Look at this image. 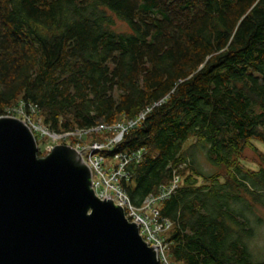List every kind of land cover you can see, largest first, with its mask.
Returning a JSON list of instances; mask_svg holds the SVG:
<instances>
[{
	"label": "trees",
	"instance_id": "trees-1",
	"mask_svg": "<svg viewBox=\"0 0 264 264\" xmlns=\"http://www.w3.org/2000/svg\"><path fill=\"white\" fill-rule=\"evenodd\" d=\"M19 100L58 133L149 108L101 153L145 149L122 183L137 206L177 169L158 206L168 258L264 264L248 247L264 222V154L257 169L241 164L264 143V0H0V116Z\"/></svg>",
	"mask_w": 264,
	"mask_h": 264
},
{
	"label": "water",
	"instance_id": "water-1",
	"mask_svg": "<svg viewBox=\"0 0 264 264\" xmlns=\"http://www.w3.org/2000/svg\"><path fill=\"white\" fill-rule=\"evenodd\" d=\"M0 264H158V258L121 206L95 196L80 151L58 143L38 156L30 128L0 116Z\"/></svg>",
	"mask_w": 264,
	"mask_h": 264
},
{
	"label": "built area",
	"instance_id": "built-area-1",
	"mask_svg": "<svg viewBox=\"0 0 264 264\" xmlns=\"http://www.w3.org/2000/svg\"><path fill=\"white\" fill-rule=\"evenodd\" d=\"M149 108L141 111L135 120L127 123L116 124L115 126L98 125L87 129H72L63 132L50 131L37 116L36 105L31 102L19 100L7 105L2 116H18L37 137L44 143V151L49 152L56 141H67L68 145L82 153L85 163L89 166L92 177L91 187L95 196L101 200L111 199L115 205L121 206L125 211V217L137 224L141 237L147 244L154 246L157 252L158 264H174L167 256L168 242L165 233L170 229L172 222L160 213L159 204L171 196L179 186L180 175L177 169H172L171 178L168 184H160L157 191L148 194L140 205H135L126 193L123 182L130 179L129 165L138 163L145 154L144 148L131 152H120L112 154L110 161L101 155V151H111L115 143L121 140L127 129L137 125L145 118ZM115 130L112 137L105 141H84L88 132L107 133ZM75 139V141H69ZM84 150V151H83ZM97 150V153H93ZM83 151V152H82ZM182 166L179 165L178 168Z\"/></svg>",
	"mask_w": 264,
	"mask_h": 264
},
{
	"label": "rangeland",
	"instance_id": "rangeland-1",
	"mask_svg": "<svg viewBox=\"0 0 264 264\" xmlns=\"http://www.w3.org/2000/svg\"><path fill=\"white\" fill-rule=\"evenodd\" d=\"M117 26H122L124 25L120 22H116ZM18 117V116H16ZM67 142V141H64ZM60 143V141H56L54 145ZM254 145L257 147V152L253 151L252 149L246 148L243 152V159L241 160V164L244 167H248L249 169H257L259 166V157L258 153L262 152L264 154V145L258 141L253 142ZM69 144V143H66ZM44 143L42 144L41 141L38 142V150L39 151H44ZM106 160L108 162L111 160L110 157H107ZM201 169L209 171L211 168L208 166L207 163H205L203 160H201ZM183 167V166H182ZM183 170V168H181ZM260 213L264 216V211L261 210ZM255 235L249 240L248 242V247L250 250V253L255 257V258H263L264 257V222L262 225H255Z\"/></svg>",
	"mask_w": 264,
	"mask_h": 264
},
{
	"label": "bare ground",
	"instance_id": "bare-ground-1",
	"mask_svg": "<svg viewBox=\"0 0 264 264\" xmlns=\"http://www.w3.org/2000/svg\"><path fill=\"white\" fill-rule=\"evenodd\" d=\"M56 90V89H55ZM35 136V135H34ZM35 138H36V141H37V137L35 136ZM264 144V143H263ZM101 152H103V151H101ZM100 152V154L101 155H103L102 153ZM93 153H97V150H94L93 151ZM104 156V155H103ZM106 157V156H105ZM107 158V157H106ZM91 177H92V173H91ZM169 183V182H168ZM168 183H166V184H168ZM124 210V209H123ZM124 215H125V211H124ZM128 220V219H127ZM129 221V220H128ZM132 222V221H131ZM139 229V228H138ZM149 245V244H148ZM151 246V245H150ZM158 263H159V261H158Z\"/></svg>",
	"mask_w": 264,
	"mask_h": 264
}]
</instances>
